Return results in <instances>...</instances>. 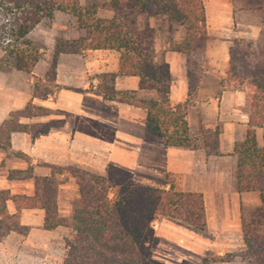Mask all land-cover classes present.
Wrapping results in <instances>:
<instances>
[{"label":"trees","instance_id":"trees-1","mask_svg":"<svg viewBox=\"0 0 264 264\" xmlns=\"http://www.w3.org/2000/svg\"><path fill=\"white\" fill-rule=\"evenodd\" d=\"M230 3L232 17L249 12L261 19V28L254 39L229 42L221 80L222 90L237 91L244 96L246 129L242 141L234 144L231 152L236 159L235 191L238 194L255 192L258 205L247 218H241L243 250L237 254L206 256L202 264L228 263L235 258L243 264H264V146H258L255 140V129L264 125V0H230ZM101 6L112 12L110 18L96 17L94 7H81L77 0H0V70L29 74L43 53L27 40V35L41 23L50 22L55 13L70 15L82 34L73 40L54 39L46 72L42 78H34L32 98L46 99L57 90L54 78L59 55L114 51L116 72L95 75L94 90L107 101L143 110L146 135L162 139L163 146L195 148L192 141L196 135L189 131L185 117L187 107L193 102L197 80L187 73L186 100L169 102L168 65L156 63L152 51L142 47V40L134 29V16L163 15L168 22L181 26L182 41L172 51L187 54L191 45L207 39L202 1L108 0ZM116 76L136 77L139 90H153L164 99L140 100L134 91H116ZM46 114V110L34 106L31 100L21 110L10 112L0 123V148H8L11 133L34 137L60 126L61 121L18 122L19 118ZM48 167L50 176L34 178L31 197L0 191V240L10 232L26 233L27 228L19 225L20 210L40 209L42 229L64 227L69 231L64 239L61 264H151L153 226L158 219L176 220L198 231L205 227L201 194L178 190L171 174L166 175L163 187H154L134 182L128 172L113 166H107L101 175L72 166ZM60 173L73 178L78 190L69 219L59 218L56 213L53 175ZM7 201L14 206L12 214L6 210Z\"/></svg>","mask_w":264,"mask_h":264},{"label":"crops","instance_id":"crops-1","mask_svg":"<svg viewBox=\"0 0 264 264\" xmlns=\"http://www.w3.org/2000/svg\"><path fill=\"white\" fill-rule=\"evenodd\" d=\"M107 1L77 0V3L81 7L94 6L96 17L108 19L112 12L101 6ZM201 1L207 37L203 44L202 57L211 72L223 74L230 40L224 30L228 27V21H232V6L230 0ZM207 5L211 7L209 15ZM58 14L66 15L55 13L53 18ZM138 17L143 18L141 15ZM151 17L154 16L147 19ZM70 28L72 30L67 32L68 34L61 32L57 37L73 40L82 34L77 30L74 18ZM212 28L214 30H209ZM211 31L219 37L211 38ZM253 36L256 37L257 32ZM45 38L47 41L43 44L52 47L54 38L52 40L49 37ZM174 43L175 41L173 45ZM153 49L158 61L168 65L169 102L175 104L186 100L188 91L184 58L186 54L162 50L157 54V47ZM115 56L117 53L109 50L59 55L54 78L57 90L53 98L46 99L32 98L31 81L44 75L49 65L47 59L40 58L29 74L18 71L14 74L0 72V123L10 112L21 110L29 100L34 106L46 110L47 114L34 118H19V123L61 121L60 126L51 128L43 135L30 137L28 134L18 132L9 135L8 148H0V191H7L10 195L33 196L34 178L50 176L48 166H72L97 175L103 174L107 166H113L134 173L136 179L129 173L134 182L154 187H163L166 175L173 174L178 187L184 186L183 189L176 187L178 190L202 194L204 212L207 193L204 188L213 187L207 199L210 229L221 230L230 227L229 224L221 225L227 217L219 214L217 205L225 200L230 201L233 206L230 217L234 216L235 219V198L238 193L235 191V198L229 195L224 197L218 183H225L228 187V183L232 181L235 186L236 159L230 153L234 143L243 139L246 129L245 112L240 113L239 110L243 107V94L227 90H220L216 94L214 85L206 89L202 85L195 92V95H198L200 92L210 90L214 99L200 104V114L204 115L201 124L209 127L211 124L209 122L215 119L223 122L222 137L220 136L218 141L219 156L208 154L204 150L163 146V140L155 137L150 138L153 141L145 142L143 110L107 101L94 90L95 75L116 72ZM137 84L138 79L133 76H116L114 79L116 91H134L140 100L164 99L153 90H139ZM192 103L197 104L195 101ZM188 107L194 108L193 104ZM187 125L191 132L192 128L188 122ZM225 154L226 157H223ZM210 155L215 160L208 161L207 157ZM9 173L13 174L10 176ZM53 178L57 216L69 219L78 199L76 183L67 173L54 174ZM154 181H159V184H154ZM5 207L8 214L15 212L10 201L6 202ZM215 212L221 224L217 222ZM18 216L19 225L26 227L27 231L24 235L10 232L0 240V264H61L68 229L64 227H56L51 231L42 229L43 211L40 209H23ZM164 219L168 218L158 219L159 224L156 222L153 229L160 225L162 228L169 227L170 221L166 222ZM162 228L158 234H162L163 237L166 230ZM157 249H162V246L159 245Z\"/></svg>","mask_w":264,"mask_h":264},{"label":"rangeland","instance_id":"rangeland-1","mask_svg":"<svg viewBox=\"0 0 264 264\" xmlns=\"http://www.w3.org/2000/svg\"><path fill=\"white\" fill-rule=\"evenodd\" d=\"M94 7V6H93ZM207 14H211L210 5L206 6ZM142 14H137L134 16V29L137 33V37L142 40V47L149 48L152 51V57L156 63L158 57L154 54V47H157L159 54L162 51H172L174 46L182 41L184 30L181 26L176 23H170L167 21L166 17L157 15L147 19V17L139 18L138 16ZM150 17V16H148ZM147 20H149L147 22ZM73 24V17L70 15H56L50 22H43L34 28L28 35L27 40L30 41L34 46H36L39 51L43 54L41 58L47 59L50 62V57L52 54V47H47L44 42H46L45 37H49L50 40L60 35L61 32H70ZM139 24V26H138ZM261 28V19L256 14L249 12H239L235 14V17H232V21H228V27L224 30L226 31V37H228L229 42L233 39H254L255 33ZM214 30V28L209 29ZM68 34V33H67ZM48 35V36H46ZM211 38H218L214 32L210 33ZM209 37V38H210ZM173 41H175L173 45ZM54 42V41H53ZM204 43H194L191 45L190 51L184 56L186 58L185 69H186V79L187 73L191 74L195 82L197 80V88L204 86L203 88H210L212 85L215 87L214 93L218 94L221 87V80L224 78L223 74L219 72H211L209 66L206 64L202 57ZM48 45V44H47ZM173 52V51H172ZM117 57V56H115ZM49 66V65H48ZM1 73L5 74H14L15 70H6ZM19 72V71H18ZM42 78V77H41ZM92 78V76H90ZM34 79L31 83L33 84ZM96 84V83H95ZM188 86V80H187ZM57 87V86H56ZM196 88V90H197ZM53 91V88L50 89ZM53 94L50 98H53ZM210 90L205 92H200L198 95H194L193 101L197 104H193L194 108H189L186 112L187 122L190 124L192 131L191 133L196 135V140L192 141L196 145L195 148L190 149L194 151L204 150L208 154L219 156L218 154V141L219 137H222L223 122L215 119L206 127V125L201 124V121L204 115L200 114L201 110L199 109L200 104H205L212 99ZM188 95V91H187ZM240 113H244L242 107L239 108ZM232 122L231 120H229ZM243 136V134H242ZM150 136H144L145 142H151ZM243 138V137H242ZM242 140V139H241ZM235 142L239 143L241 142ZM255 140L258 146H264V128H258L255 130ZM216 144V148H213V145ZM197 148V149H196ZM232 150V149H231ZM232 152V151H231ZM231 154V153H230ZM232 155V154H231ZM226 157V154L223 155ZM234 158L235 156L232 155ZM211 155L207 157L209 161ZM224 159V158H223ZM227 159V158H225ZM219 160V159H216ZM226 165V164H225ZM130 173V172H129ZM134 179V173H130ZM173 175V174H171ZM174 176V175H173ZM154 184H159V181H154ZM175 186L178 187V182L174 176ZM216 183V182H214ZM218 183V182H217ZM210 184V183H209ZM212 184V183H211ZM221 187L220 192L224 197L227 195L235 198V186L232 181L228 183L226 187L225 183H218ZM184 188V186L178 187ZM201 190V189H200ZM204 190L207 191L205 198V227L202 231L194 230L189 226H186L176 220L164 219V221L169 222V227L162 228V226H155L154 231V241L151 248L150 258L152 260L151 264H202L203 259L206 256L213 257L215 255L222 256L226 253L228 254H237L243 250V244L241 239L240 232V221L241 218H247L249 213L258 205V198L255 192L241 193L238 194L235 198L236 202V217L234 216L225 219L221 224V221L218 222L217 212H215L216 220L219 224H229L230 227H225L223 229H210L209 223V212L207 211V199L209 193L213 191V187H205ZM202 196V194H201ZM159 224V222H157ZM171 223V224H170ZM159 228V229H158ZM160 228L166 230L165 234H158ZM161 245L162 249H157ZM181 245L184 248L178 246ZM165 248V249H164ZM167 249V250H166ZM169 251V252H168ZM172 253V254H171ZM169 254L170 256H168ZM171 255L173 256L171 258ZM213 264H243L238 258L233 259L228 263H213Z\"/></svg>","mask_w":264,"mask_h":264},{"label":"bare ground","instance_id":"bare-ground-1","mask_svg":"<svg viewBox=\"0 0 264 264\" xmlns=\"http://www.w3.org/2000/svg\"><path fill=\"white\" fill-rule=\"evenodd\" d=\"M223 204V205H221ZM217 207H219V214L222 217H227L230 218V215H232L233 212V206L232 203L229 201L227 202L226 200L223 203H220L219 206L217 205Z\"/></svg>","mask_w":264,"mask_h":264}]
</instances>
